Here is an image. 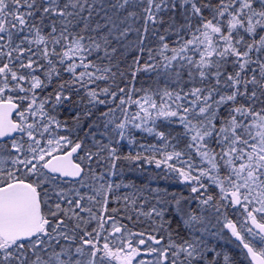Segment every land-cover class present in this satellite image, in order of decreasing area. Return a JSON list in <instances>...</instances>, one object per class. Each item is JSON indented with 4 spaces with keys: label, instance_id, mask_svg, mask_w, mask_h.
I'll return each mask as SVG.
<instances>
[{
    "label": "snow or ice",
    "instance_id": "1",
    "mask_svg": "<svg viewBox=\"0 0 264 264\" xmlns=\"http://www.w3.org/2000/svg\"><path fill=\"white\" fill-rule=\"evenodd\" d=\"M0 264H264V0H0Z\"/></svg>",
    "mask_w": 264,
    "mask_h": 264
}]
</instances>
